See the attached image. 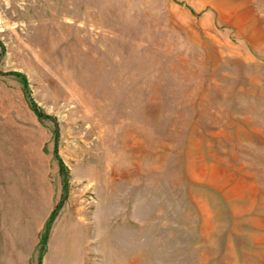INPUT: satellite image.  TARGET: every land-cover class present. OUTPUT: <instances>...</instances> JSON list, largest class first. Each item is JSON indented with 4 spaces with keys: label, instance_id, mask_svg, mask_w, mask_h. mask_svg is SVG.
Segmentation results:
<instances>
[{
    "label": "rangeland",
    "instance_id": "1",
    "mask_svg": "<svg viewBox=\"0 0 264 264\" xmlns=\"http://www.w3.org/2000/svg\"><path fill=\"white\" fill-rule=\"evenodd\" d=\"M0 264H264V0H0Z\"/></svg>",
    "mask_w": 264,
    "mask_h": 264
}]
</instances>
